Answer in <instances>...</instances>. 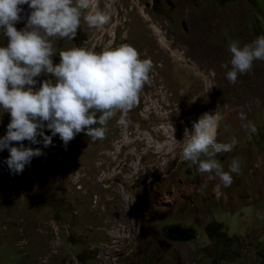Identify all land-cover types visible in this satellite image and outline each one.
Segmentation results:
<instances>
[{
	"label": "rangeland",
	"instance_id": "rangeland-1",
	"mask_svg": "<svg viewBox=\"0 0 264 264\" xmlns=\"http://www.w3.org/2000/svg\"><path fill=\"white\" fill-rule=\"evenodd\" d=\"M94 7L109 23L91 28L82 19L74 40L54 42V64L72 47L128 44L153 61L151 83L127 123L119 113L108 122L103 140L82 132L66 148L59 135L47 148L24 141L44 154L15 175L0 151V264H112V257L118 264H264V61L234 85L222 67L232 41L264 35V0H94ZM205 112L215 113L218 142L237 141L216 159L225 171L241 162L219 198V178L183 159L185 128ZM10 119L0 109V137ZM246 121L258 129L251 139ZM174 226L197 235L175 239Z\"/></svg>",
	"mask_w": 264,
	"mask_h": 264
},
{
	"label": "clouds",
	"instance_id": "clouds-1",
	"mask_svg": "<svg viewBox=\"0 0 264 264\" xmlns=\"http://www.w3.org/2000/svg\"><path fill=\"white\" fill-rule=\"evenodd\" d=\"M24 5L30 9L27 14ZM89 9L93 11L85 14ZM82 19L91 28L110 21L108 14L94 7V0H0V35L7 39L6 46H0V109L11 117L6 134L0 137V151L8 150L5 163L13 175L22 174L34 157L44 154L41 148L26 147L24 141L47 148L59 135L66 148L82 132L92 141L103 140L108 122L119 113L120 123H127L125 118L151 83L153 61L141 58V53L128 44L101 52L72 47L60 51L59 62L54 64V42L74 40ZM25 20V26L17 30L15 25ZM228 50L231 67L229 63L222 67L234 85L239 76L252 70L255 61H264V35L243 45L234 40ZM42 74L54 77L55 84L49 80L41 83L37 78ZM242 127L249 132V139L258 132L252 121ZM45 129L51 135H45ZM217 130V118L210 112L193 122L191 131L185 128L184 137L190 138L183 148V159L190 166L198 165V171L210 179L219 178L214 187L219 198L221 185L230 187L232 174H240L241 162L233 159L228 171L224 170L216 157L231 152L237 141L218 142ZM111 259L112 264H118V257Z\"/></svg>",
	"mask_w": 264,
	"mask_h": 264
},
{
	"label": "water",
	"instance_id": "water-1",
	"mask_svg": "<svg viewBox=\"0 0 264 264\" xmlns=\"http://www.w3.org/2000/svg\"><path fill=\"white\" fill-rule=\"evenodd\" d=\"M9 157L6 150L1 151V163L4 167H8L5 161ZM169 234L178 240L188 241L196 237L197 231L194 228H184L182 226H174L169 228Z\"/></svg>",
	"mask_w": 264,
	"mask_h": 264
},
{
	"label": "bare ground",
	"instance_id": "bare-ground-1",
	"mask_svg": "<svg viewBox=\"0 0 264 264\" xmlns=\"http://www.w3.org/2000/svg\"><path fill=\"white\" fill-rule=\"evenodd\" d=\"M99 1V0H98ZM24 9H25V13L24 14H27V13H29L30 12V9H28V6L27 5H24V6H22ZM24 14H22V15H24Z\"/></svg>",
	"mask_w": 264,
	"mask_h": 264
},
{
	"label": "flooded vegetation",
	"instance_id": "flooded-vegetation-1",
	"mask_svg": "<svg viewBox=\"0 0 264 264\" xmlns=\"http://www.w3.org/2000/svg\"><path fill=\"white\" fill-rule=\"evenodd\" d=\"M170 3V2H169Z\"/></svg>",
	"mask_w": 264,
	"mask_h": 264
}]
</instances>
